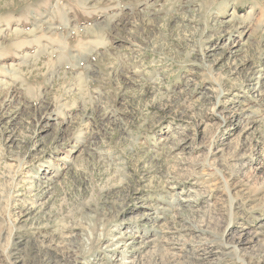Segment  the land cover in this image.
<instances>
[{"label": "rangeland", "instance_id": "374dc122", "mask_svg": "<svg viewBox=\"0 0 264 264\" xmlns=\"http://www.w3.org/2000/svg\"><path fill=\"white\" fill-rule=\"evenodd\" d=\"M0 264H264V0H0Z\"/></svg>", "mask_w": 264, "mask_h": 264}, {"label": "bare ground", "instance_id": "6f19581e", "mask_svg": "<svg viewBox=\"0 0 264 264\" xmlns=\"http://www.w3.org/2000/svg\"><path fill=\"white\" fill-rule=\"evenodd\" d=\"M101 27V26H100ZM103 28V27H102ZM90 30V29H89ZM98 30V29H97ZM206 261V260H205Z\"/></svg>", "mask_w": 264, "mask_h": 264}]
</instances>
